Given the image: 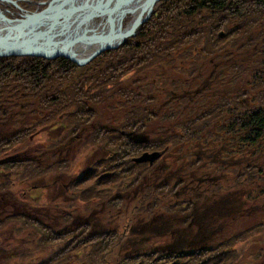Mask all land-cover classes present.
Wrapping results in <instances>:
<instances>
[{
  "label": "rangeland",
  "instance_id": "obj_1",
  "mask_svg": "<svg viewBox=\"0 0 264 264\" xmlns=\"http://www.w3.org/2000/svg\"><path fill=\"white\" fill-rule=\"evenodd\" d=\"M12 1L20 9L0 0V10L9 18H23L26 14L34 13L20 6L16 0ZM208 15L211 14H203ZM129 20L127 17L124 23ZM256 20L252 17L245 21L232 19L230 26H239L242 22L250 24ZM192 21L194 24L189 31L204 26L199 17ZM259 23L260 29L264 27V20L254 24L243 47L249 41H253V44L239 52L230 49L228 53H233V58L229 61H226V56H229L227 53L220 56H225L224 59H204L199 54L201 47L190 43L188 47L171 54L158 67L159 63L152 66V70L136 73L138 69L131 70V65L127 64L124 66V77L118 82L121 85L108 93L104 90V99L98 104L83 100L81 103H67L59 96L58 106L48 109L39 105L42 98L40 101L38 97L21 92L17 88L21 85L19 82L14 81L0 89V141L19 140L0 161L6 159L3 162L5 165L18 162L19 159L33 160L42 171L58 162L67 165L63 169H51L41 181L36 174L33 176L27 171H8L9 168L5 167L0 169V184L8 188L0 190V222L10 216L25 214L58 236L68 232L67 236L52 246L47 235L44 236L46 239H40L44 234L40 231L38 233L41 234L34 233L28 223L20 225L14 220L4 222L0 226V261L5 260L7 264L48 262L52 253L72 240V233L78 226L88 223L91 232L116 233L119 238L117 245L108 251L99 249L102 246L100 242L80 247L76 257H69L62 264H118L129 254L151 251L171 240L182 244L184 240L188 243V238L197 237L199 242L209 240L205 243L208 245L248 228H255L254 234L234 245L240 258L236 264H264V179H239L247 167L260 169L264 174V137L252 144L244 141L248 134L242 131L225 133L221 128L226 125L229 113L212 123L209 135L205 138L173 143L151 172L141 167L129 171V177H134L136 184L143 175L144 179L137 185L122 187V190L110 194L111 198L119 197L117 201L109 202L108 198L94 197L92 190L86 186L76 190L68 187L70 180L81 173L80 165L92 150L99 129L139 123L138 127H144L140 133L121 130H126L125 136L130 134L139 142L161 143L182 136L189 122L214 105H223L224 99L233 103L232 111L241 114L261 107L257 98L263 93L264 85L260 86L262 89L258 94L253 89L254 84L250 85L252 72L261 68L259 64L263 60L259 54L263 40L256 30ZM238 41L242 46L241 39ZM119 54L125 58L130 56L126 51ZM95 59L80 67H86ZM106 65L102 63L100 69H105ZM110 65L114 67L116 62ZM80 78L75 76L70 80L73 88L80 83ZM52 86L60 90L68 84L55 80ZM244 92H247L246 97L241 96ZM84 105L95 113L90 122L86 121L87 117L80 116L82 119H78L79 114L76 112L85 108ZM235 115L233 113V117ZM28 135L29 139L16 138ZM137 157L147 160V153ZM197 160H200V165L192 167ZM1 164L0 167L3 166ZM104 170L101 167L98 173ZM140 172L143 175H137ZM182 180L184 185L178 191L179 199L200 196L202 190L212 189L217 184L226 188L238 182L239 187L196 202L191 215L194 222L188 225L184 223L183 214L170 213L171 197L169 199L157 189L162 183L174 185L176 181ZM41 184H46V187L41 188ZM260 191L262 194L258 195ZM154 204L158 207L152 210ZM194 213L199 217L196 218ZM223 216L229 217L220 219ZM154 226L157 232L153 233L151 230ZM81 230L82 227L76 231ZM163 230H168L172 235L159 237L157 234ZM206 234L208 237L204 238ZM259 252L261 254L257 255Z\"/></svg>",
  "mask_w": 264,
  "mask_h": 264
},
{
  "label": "trees",
  "instance_id": "obj_2",
  "mask_svg": "<svg viewBox=\"0 0 264 264\" xmlns=\"http://www.w3.org/2000/svg\"><path fill=\"white\" fill-rule=\"evenodd\" d=\"M16 1L28 11L39 12L47 6L50 0ZM39 1L43 2L38 3ZM262 11L263 13H261ZM205 12L211 15L203 16ZM196 17L202 19L204 26L189 31V28L194 24L192 20ZM249 17L258 20L250 24L242 22L239 26H230L232 19L245 21ZM215 18L216 21H214ZM263 20L264 0H163L155 4L154 13L150 20L140 26L135 37L133 36L126 39L116 49L102 53V55H99L91 64L84 68L61 57L44 59L16 54L10 57L0 58V89L8 87L14 81L19 82L21 85H18V83L16 84L21 92H24L27 96L38 97L40 101L42 98L39 105L48 109H54L58 106L59 96L67 103H81L83 100V102L86 101L98 104L100 100L102 101L104 99L102 95L104 90H107L108 93L121 85V83L118 82L124 77V66L127 64L131 65V70L138 69L136 73L144 70H152V66L159 63L156 66L158 67L165 62L167 57L184 47H188L190 43L197 44L201 47L199 54L203 55L201 57L204 59H211L212 57L224 59L225 56H220L227 53L229 56H226V61H229L233 58V53H228L230 49L239 52L249 48L253 44V41H249L247 43L248 45L243 47L248 35L252 31L253 25ZM261 23H259L257 27H254H256V30L258 29L260 38L263 40V46L259 51L263 60L259 64L261 68L254 70L250 76V80H252L250 85L254 84L253 89L258 91L256 94L262 89L260 86L264 85V27L262 29L259 28ZM207 24H209L208 27H206ZM239 39H241L242 46H240ZM123 51L130 53L129 58L120 56L119 53ZM113 62H116V66L114 67L110 65V63ZM102 63H107L105 69H100ZM83 70L84 72L80 75L79 73ZM75 76L81 78L78 80L80 83H77L73 88L70 84V80ZM55 80L63 81L68 84V86L65 88L62 87L60 90H55L52 86ZM241 96L246 97L247 92H244ZM237 99H239V97H237ZM257 99L262 106L250 109L243 114H241V112L232 111L231 108L233 103L224 99L223 105L216 104L211 109L205 111L203 115L197 116L193 121L189 122L184 127L182 136H175L161 143L137 142L132 139L130 134L128 136L124 135V133L127 132L126 130L138 133L142 132L144 127L142 125L138 127L139 123L121 127L126 130H121V128L99 129L96 131L97 136L94 138L92 150L86 155L80 165L81 173L77 178L70 180L68 187L76 190L79 187L86 186L92 190L94 197L108 198L109 202L117 201L119 197L111 198L110 194L131 185H137L144 179L143 172H140L137 175L143 176L136 184L134 177H129V171L141 167L151 172V169L157 166L169 148L172 147L173 143L179 144L184 140L186 142L205 138L209 135L212 123L214 124L216 120L219 118L221 119L226 113H229L230 117L221 130L225 131V133L235 134L238 131H242L248 134L244 141H248L252 144L256 143L264 137V91L258 95ZM65 102H63V104H65ZM84 106L85 108H80L79 110L81 111L76 112L79 114L78 119H82L80 116L87 117L86 121L90 122L94 118L95 113L88 110L86 105ZM228 110L229 112H227ZM233 113L236 114L234 117ZM147 117L149 118V115H147ZM207 129L208 131H206ZM29 137L30 135L21 137L16 136L18 139H29ZM17 141L19 140L6 139L0 141V158L6 157L4 155L11 152ZM144 152L147 153V160L138 162L137 156H140V154ZM199 165L200 160H197L192 164V167L197 168ZM21 166H23L21 169H16ZM65 166L67 165L63 164V162H58L57 165L42 171L35 161L19 159L18 162L15 161L5 165L3 164L0 169L5 167L9 168L8 171H27L33 176L36 174V176H38L37 179L41 181L44 178L43 175L48 173L51 169H57V167L63 169ZM101 167H104L105 170L99 174L98 170ZM239 179L243 181H260L264 179V174L260 169L247 167L243 173L239 175ZM35 185H38V183H35ZM183 185V180L176 181L174 185L162 183L157 189L158 192L165 194L167 197L169 196V199L171 197L172 203H170V213L179 212L183 214L185 217L184 223H189L188 225L194 222V218L191 215L193 205L196 202L217 193L234 191L235 188L239 187L238 182L226 188L217 184L212 187V189L202 190L200 196L196 195L190 199H179L178 191ZM43 187H46V184H41V188ZM3 188L5 190L8 189L4 187V184H0V190ZM261 194L262 191L258 192V195ZM155 207H158L157 204L152 206V210ZM194 215L196 218L199 217L195 213ZM228 217L229 216H223L220 219L224 220ZM8 218L9 219H3L0 222V226L3 225L4 222L12 220L21 223L20 225L28 223L30 225L29 228L34 229V233L41 234L38 233V231H40L44 234L40 239H43V237L47 235V239L51 241L52 246L54 245L53 243L61 241L63 237L68 235V232H66L58 236L52 232L51 229L48 231L49 228L25 214L14 215ZM81 227L82 230L80 232L76 231ZM254 230L255 228H248L241 232L228 234L221 240L212 241L208 245L205 243H208L209 240L199 242L197 237L196 239L188 238V243L184 240L182 244L171 240L163 247L161 246L160 248L143 253L129 254L127 257L120 260L118 264H236L240 258L237 251L234 250V245L248 236L253 235ZM151 231L153 233L155 231L157 232L156 226H154ZM167 231L168 230H163L157 235L159 237L168 234L171 236L172 234ZM72 234V240L65 242L67 244L60 247L58 251L52 253L48 262L43 263L37 261L34 264H62L69 257H76L80 247L100 242L102 246L99 249L108 251L109 248L117 245L119 241L117 234L113 231L107 233L91 232V226L88 223L83 226H78ZM203 237L207 238L208 235L206 234ZM101 239L102 241H100ZM260 254L261 252L257 255ZM0 264L7 263H5L4 260L0 261Z\"/></svg>",
  "mask_w": 264,
  "mask_h": 264
},
{
  "label": "bare ground",
  "instance_id": "obj_3",
  "mask_svg": "<svg viewBox=\"0 0 264 264\" xmlns=\"http://www.w3.org/2000/svg\"><path fill=\"white\" fill-rule=\"evenodd\" d=\"M144 1L145 0H122L112 7L95 12L91 17L90 25L85 29L86 35L94 33L116 34L127 31L132 26ZM82 2L83 0H66L56 4L55 11L58 12L66 6ZM127 17L130 18V20L124 23V20ZM98 19L100 21L96 22ZM29 20L30 18L27 15H24L23 18H9L0 10V33L4 35L8 41L16 43L31 32ZM87 22V10H79L70 14L68 17L61 18L55 22L44 20L41 23L43 30L42 36L38 42L32 45V48H68L74 42H78L77 40L83 34V27ZM117 43L119 44V41L117 40L105 42L98 40L90 45L83 54L74 56V59L82 61L96 52L99 48L108 45L115 46ZM0 52H2L1 49Z\"/></svg>",
  "mask_w": 264,
  "mask_h": 264
},
{
  "label": "water",
  "instance_id": "obj_4",
  "mask_svg": "<svg viewBox=\"0 0 264 264\" xmlns=\"http://www.w3.org/2000/svg\"><path fill=\"white\" fill-rule=\"evenodd\" d=\"M5 1L18 7L15 1L12 0H5ZM64 1L66 0H50L47 6L41 11L26 14L30 18L29 25L31 32L25 37H23L20 41L16 43H12L8 41L4 37V35L0 33V49L2 50V52H0V57H10L16 54L28 56V57H34V58H44V59L61 57L70 60L71 62L75 63L78 66H83L91 62L93 59H95L102 53L118 48L126 39L135 36L140 26L150 19L154 11L155 4L160 0H145L142 3V7L139 13L135 17L132 26L127 31L119 32L116 34L94 33L90 35H86L85 29H87V27L90 25L92 15L95 12H98L102 9L112 7L118 4L119 2H121L122 0H91V1L83 0L82 3L66 6L65 8L56 12L55 11L56 4H59ZM79 10L88 11V22L83 27V34L77 40L78 42L76 41L77 43L74 42L68 48H56V47H52L48 49L32 48V45L38 42L42 36L43 30L41 23L44 20L55 22L61 18L68 17L70 14L75 13ZM98 40L103 42L117 40L119 41V44L117 43V45L115 46L108 45L101 47L96 52H94L93 54H91L82 61L74 59V56H79L83 54L90 45H92L94 42ZM132 139L139 142L134 138ZM143 159L144 157L142 158L140 157L139 159H137V161L141 162L143 161ZM4 161L6 160L0 161V164L3 163Z\"/></svg>",
  "mask_w": 264,
  "mask_h": 264
}]
</instances>
